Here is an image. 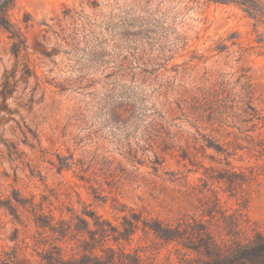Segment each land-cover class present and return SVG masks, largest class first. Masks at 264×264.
Instances as JSON below:
<instances>
[{
    "label": "rangeland",
    "instance_id": "374dc122",
    "mask_svg": "<svg viewBox=\"0 0 264 264\" xmlns=\"http://www.w3.org/2000/svg\"><path fill=\"white\" fill-rule=\"evenodd\" d=\"M81 1H14L25 58L0 30V257L180 264L185 250L148 225L203 210L264 225V156L241 133L240 109L247 81L264 113V17L213 0ZM124 17L176 43L157 77L115 76L105 59L70 51L75 31L80 47L108 53Z\"/></svg>",
    "mask_w": 264,
    "mask_h": 264
},
{
    "label": "trees",
    "instance_id": "16d2710c",
    "mask_svg": "<svg viewBox=\"0 0 264 264\" xmlns=\"http://www.w3.org/2000/svg\"><path fill=\"white\" fill-rule=\"evenodd\" d=\"M15 0H0V30L7 33L11 40L10 53L18 58L20 53L27 56L28 45L21 27L13 23L9 17V9ZM222 3H233L241 8L254 19L264 17V3L261 0H213ZM89 6L96 7L97 0H82ZM80 17H85L83 11H73ZM67 16V13L64 17ZM60 21V19H59ZM20 22L30 26L33 19L28 13H24ZM132 22V21H131ZM124 17L120 21L119 32L113 33L112 49L108 53L94 54V49L84 41L80 47V39L75 31L68 34L70 51L81 50L84 54L98 56L105 63H110L109 68L115 76H130L136 78L139 75L146 79L150 75L157 77L160 68H164L172 56L170 52L176 48L166 47L161 37L147 29L131 31L128 27L133 24ZM121 30V31H120ZM64 29L61 28V33ZM182 49L186 41L180 39ZM95 61V58L91 59ZM23 73L29 75V68L23 62ZM243 96L241 97V133H245L251 147L264 156V113L255 108L252 103L253 96L249 83L241 84ZM122 96V95H121ZM220 106L225 107L224 104ZM224 112V111H223ZM222 112V113H223ZM219 111V115L222 114ZM221 122V121H220ZM255 133V136L252 134ZM264 165V161H263ZM264 172V168L261 169ZM129 224V223H128ZM156 236L168 243H175L184 249L183 260L180 264H264V225L253 224L241 213L234 211L203 210L200 217L181 219L175 224L148 225ZM131 232H128L129 236ZM125 236V235H124ZM129 238V237H128ZM107 260L92 255H81L80 257H69L64 259L61 255H51L43 259L44 264H121L122 261L113 252L107 253ZM0 264H17L10 257L1 258Z\"/></svg>",
    "mask_w": 264,
    "mask_h": 264
}]
</instances>
